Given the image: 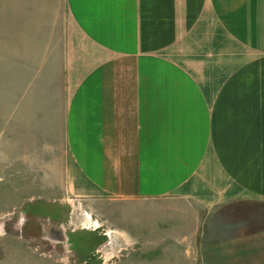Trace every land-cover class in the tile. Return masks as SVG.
Wrapping results in <instances>:
<instances>
[{
    "label": "crops",
    "instance_id": "1",
    "mask_svg": "<svg viewBox=\"0 0 264 264\" xmlns=\"http://www.w3.org/2000/svg\"><path fill=\"white\" fill-rule=\"evenodd\" d=\"M66 183L148 223L189 210L151 240L173 264H264V223L224 213L264 208V0H0L2 197Z\"/></svg>",
    "mask_w": 264,
    "mask_h": 264
},
{
    "label": "rangeland",
    "instance_id": "2",
    "mask_svg": "<svg viewBox=\"0 0 264 264\" xmlns=\"http://www.w3.org/2000/svg\"><path fill=\"white\" fill-rule=\"evenodd\" d=\"M58 186H54L51 191L37 184L34 189H26L15 198H3L0 189V227L3 226L0 228V237L4 235L0 239V245L3 241L12 245L14 240L21 248L6 250L4 262L34 264L33 258L38 257L37 259H43L50 264V260L57 259L58 250L60 255L65 254L63 264H90L92 261L94 263L96 257L101 262L111 264H141V252L149 257L164 255V264H173L166 258L172 255L173 247L151 248L150 245L154 244L151 240L159 236L160 239L172 242L178 237L179 230L187 227L189 210L182 208L181 212L185 213L175 214L174 217L167 213L164 216L159 215L158 219L157 216L152 217L148 223L149 219L141 211L131 212L133 209L123 205L114 207L116 211H109L108 206L99 208L95 206L97 202L93 198L79 195L69 184ZM198 211L201 215H197V222L202 223L206 219L211 221V216L205 217L204 209ZM228 212L231 214L228 222L264 223V208L246 207L243 216L240 213L234 216V207L224 213ZM152 223L157 224L159 229L163 228V231L151 232L148 239L150 241H147L141 226H151ZM170 226L172 228L168 230ZM64 230L67 236L65 241L61 237V231L63 234ZM125 235L128 237L125 238ZM125 240H130L131 245Z\"/></svg>",
    "mask_w": 264,
    "mask_h": 264
},
{
    "label": "built area",
    "instance_id": "3",
    "mask_svg": "<svg viewBox=\"0 0 264 264\" xmlns=\"http://www.w3.org/2000/svg\"><path fill=\"white\" fill-rule=\"evenodd\" d=\"M97 228V227H96Z\"/></svg>",
    "mask_w": 264,
    "mask_h": 264
}]
</instances>
